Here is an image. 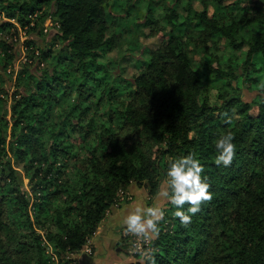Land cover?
<instances>
[{
    "label": "trees",
    "instance_id": "1",
    "mask_svg": "<svg viewBox=\"0 0 264 264\" xmlns=\"http://www.w3.org/2000/svg\"><path fill=\"white\" fill-rule=\"evenodd\" d=\"M256 3L207 0L181 22L173 0H0V65L12 61V29L31 26L42 6L60 22L61 45L43 55L45 70H24L12 95L0 88V264H51L48 245L58 264H72L64 258L88 245L121 192L135 185L155 198L170 164L190 153L213 199L187 228L168 204L152 243L156 264H264V15L255 26ZM134 21L151 36L171 32L126 78L108 55ZM220 39L245 48L247 63L260 58L246 73L254 85L262 79L252 102L232 93L243 76L231 58L208 46ZM206 83L220 87L213 102ZM229 131L236 155L218 167L215 141Z\"/></svg>",
    "mask_w": 264,
    "mask_h": 264
},
{
    "label": "rangeland",
    "instance_id": "2",
    "mask_svg": "<svg viewBox=\"0 0 264 264\" xmlns=\"http://www.w3.org/2000/svg\"><path fill=\"white\" fill-rule=\"evenodd\" d=\"M159 1L162 3L161 5H164L166 2L172 0ZM173 1L174 4L172 6L178 12L180 21L183 22L187 16H189L188 12L190 10L194 12L204 11V3L207 0ZM256 1L257 3L250 7H256L258 11H255L256 13L253 12L254 17L252 19H255L253 20L255 26L261 25L258 23V20L262 19V16L264 15V0ZM228 3L229 1L226 2V4ZM41 9L42 11H37L38 18L36 17L32 21L31 26L22 29L17 25V28L12 29V34L9 35L10 39H8L10 41L7 43L10 47L9 53L12 56V61L6 65L7 67H5V65H0V83H2L0 84V88L9 96L18 89V84L22 81L21 77L24 70L28 68L31 71H35L36 68L40 71L45 70L48 67V64L44 61L43 55L50 52H57L59 48H61L60 44L55 45V38L60 30V22L54 17L53 9L46 6H42ZM1 12L2 11L0 10V13ZM212 14L213 5L209 4L208 16L210 17ZM35 16V14L32 15L30 19L32 20ZM0 21H7L3 14L0 17ZM10 21L12 22V20ZM120 23L123 24L122 22ZM132 24V31L128 33L126 32V34L122 35L117 47L108 55L113 61L119 62L122 75L126 78H131L142 66L149 64L151 60L150 52L155 51L164 41H167L171 32V28L167 27L165 33L158 31L154 33L155 35L151 36L149 29L138 28L136 21ZM192 24V27H194L195 22ZM161 25L164 26L165 24L162 23ZM197 32L199 31H186L185 33H187L188 38H196ZM197 44H200V41ZM226 44L227 41L225 39H220L218 45L209 42L208 46L213 53H218L219 55L223 54L231 58L233 61L232 65L234 66L233 68H235L239 75L243 76V81L239 85L231 82V86L234 88L232 93L238 94L245 102H252L255 97L259 95L258 88L261 87L259 84H261L262 79L259 78V83L254 85L251 77H246V73L249 68L252 70L251 66H255L257 69L260 68V58L253 56L250 58V63H247L248 57L246 56L245 48L235 50L226 47ZM189 45L194 46L191 41H189ZM188 50H194L197 52L198 48L192 49L191 46H188ZM193 59L195 61V66L198 68L200 67V70H202L199 63L201 60L200 55L195 53ZM40 62H44V64L39 65ZM260 74L256 72L251 73L252 79L257 78ZM205 86V95L210 96L213 102L216 98L215 93L220 87H214L212 84L207 83ZM7 100L6 108L10 112L11 101L9 98ZM21 178L24 179L25 186H28V180L23 177V173H21ZM119 199L118 205L108 211L99 228H102L104 224H108V227L106 229L103 227L101 229V234L96 233L80 253L74 255L70 254L64 259L74 260L72 264H131L140 260V257L131 251L134 243L132 239L125 237L127 235L125 234L122 221L131 206L137 202H141L145 206H151L155 201V198H150L146 190L139 189L137 186L132 185L125 192L119 194ZM165 207L168 211V204L165 205ZM113 213H116V220H114L115 222L113 221L114 225L111 223L113 219L112 217H114ZM32 214L33 211L31 210V215ZM45 224H50V220L45 222ZM106 234H108V236H106ZM150 247H152V244ZM48 252L51 256V264H58L59 257L53 252L52 247L49 245Z\"/></svg>",
    "mask_w": 264,
    "mask_h": 264
},
{
    "label": "clouds",
    "instance_id": "3",
    "mask_svg": "<svg viewBox=\"0 0 264 264\" xmlns=\"http://www.w3.org/2000/svg\"><path fill=\"white\" fill-rule=\"evenodd\" d=\"M234 136L229 131L221 134L215 141L218 155L216 165L229 167L236 155ZM204 166L194 154L182 156L172 162L161 182L155 201L151 206L137 202L123 218L126 235L136 238L131 251L140 257L139 264H156L154 249L145 247L156 241L161 233V222L165 219L170 204L176 210L172 213L180 224L187 228L192 223V216L201 210V205L211 202L213 193L209 191L207 178L202 177ZM185 205H188L185 210Z\"/></svg>",
    "mask_w": 264,
    "mask_h": 264
},
{
    "label": "crops",
    "instance_id": "4",
    "mask_svg": "<svg viewBox=\"0 0 264 264\" xmlns=\"http://www.w3.org/2000/svg\"><path fill=\"white\" fill-rule=\"evenodd\" d=\"M113 215H114V217H112L113 219H112V221H111L112 224H113V221L116 220V216H115L116 213H113ZM117 216H119V215H117ZM114 222H115V221H114ZM113 225H114V224H113ZM103 227H104V229H106V228L108 227V224H104ZM103 227H102V228H103ZM102 228H99V231L97 232V234H101V233H102V232H101V229H102ZM103 235L105 236L104 233H103ZM106 236H108V234H106ZM102 240H103V238H102ZM102 264H103V263H102Z\"/></svg>",
    "mask_w": 264,
    "mask_h": 264
},
{
    "label": "built area",
    "instance_id": "5",
    "mask_svg": "<svg viewBox=\"0 0 264 264\" xmlns=\"http://www.w3.org/2000/svg\"><path fill=\"white\" fill-rule=\"evenodd\" d=\"M16 41H17V39H16ZM125 237H128V238H130V239H132L133 240V243H135V240H136V238L135 237H133V236H131V235H127V236H125ZM149 247L150 245H145V247Z\"/></svg>",
    "mask_w": 264,
    "mask_h": 264
}]
</instances>
